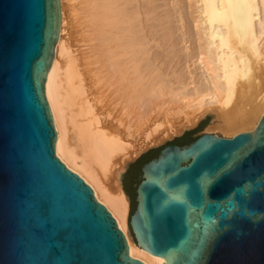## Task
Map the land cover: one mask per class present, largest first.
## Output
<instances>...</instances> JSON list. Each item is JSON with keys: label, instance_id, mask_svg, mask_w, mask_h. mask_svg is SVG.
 Masks as SVG:
<instances>
[{"label": "water", "instance_id": "95a60500", "mask_svg": "<svg viewBox=\"0 0 264 264\" xmlns=\"http://www.w3.org/2000/svg\"><path fill=\"white\" fill-rule=\"evenodd\" d=\"M61 26V0H0V264H145L57 155L46 81ZM177 140L116 175L135 244L163 264H264V115L232 139Z\"/></svg>", "mask_w": 264, "mask_h": 264}, {"label": "bare ground", "instance_id": "6f19581e", "mask_svg": "<svg viewBox=\"0 0 264 264\" xmlns=\"http://www.w3.org/2000/svg\"><path fill=\"white\" fill-rule=\"evenodd\" d=\"M71 1L81 11L78 40L73 48L64 41L61 0L46 81L56 152L116 218L130 255L163 264L131 240L116 175L159 141L157 132L176 133L208 114L217 119L211 130L229 137L256 128L264 115V0Z\"/></svg>", "mask_w": 264, "mask_h": 264}, {"label": "rangeland", "instance_id": "374dc122", "mask_svg": "<svg viewBox=\"0 0 264 264\" xmlns=\"http://www.w3.org/2000/svg\"><path fill=\"white\" fill-rule=\"evenodd\" d=\"M77 3V2H76ZM76 3H73V1L71 0H67V12H68V26H67V32H66V36L64 41H67L66 43L68 47L71 46V48H73L75 45H76V41L75 40H78V38H76L79 34V30L77 31L76 28H78V19H79V14H80V7L78 4ZM79 9V10H78ZM75 11V12H74ZM79 13V14H78ZM78 14V15H77ZM78 16V17H76ZM76 17V18H75ZM76 26V27H75ZM79 29V28H78ZM77 35V36H76ZM67 38V39H66ZM73 45V46H72ZM213 116L215 118V123L213 124H210V125H207L205 127V129L202 131V132H199L195 135H193L194 138H197V137H200L204 134H211V135H217V136H220V137H224V138H227V139H232L233 137L235 136H226L224 133L220 132V131H213L211 130V126L215 125L217 123V119H216V116L214 114H208L206 116ZM205 116V117H206ZM204 118V117H203ZM203 118H201L200 120H198L196 123H194V125H190V126H187L186 128L184 127L183 130L181 129L180 131L176 132V133H171V132H167L166 134H163L162 133L160 134V132H157L155 135L156 139H159V141H157L156 143H152L150 144L147 148H144L140 154H137V156H133V158H129L127 161H126V164H125V167L124 169L129 165V164H133L135 161H137L141 156H143L144 154H146L147 152L151 151V150H154V149H159L163 146H165L166 144L168 143H171L173 142L175 139H181L187 132L189 131H194L196 130L201 121L203 120ZM179 118L178 116H176V122H179L178 121ZM159 133V134H158ZM159 137V138H158ZM58 155V154H57ZM59 157V156H58ZM60 158V157H59ZM61 159V158H60ZM62 161V159H61ZM63 162V161H62ZM64 163V162H63ZM65 164V163H64ZM76 173V172H75ZM121 184V183H120ZM121 187L123 189V186L121 184ZM124 191V190H123ZM125 193V192H124ZM126 195V194H125ZM127 197V196H126ZM128 199V198H127ZM129 202V215H130V211H131V208H130V203L131 201L128 200ZM129 215H128V219H127V228H128V232H129V236L131 238V240L134 242V239L132 237V234H131V231H130V227H129ZM116 219V218H115ZM122 231V230H121ZM123 232V231H122ZM124 233V232H123ZM135 243V242H134Z\"/></svg>", "mask_w": 264, "mask_h": 264}, {"label": "trees", "instance_id": "16d2710c", "mask_svg": "<svg viewBox=\"0 0 264 264\" xmlns=\"http://www.w3.org/2000/svg\"><path fill=\"white\" fill-rule=\"evenodd\" d=\"M206 125H207V122L201 123V125L198 127V130L204 129L206 127ZM193 134H194V131L187 133L183 138L178 139L175 144H178L180 146H184V145H188V144L192 143L193 141H195L197 139V138L193 137ZM161 150H152L149 153L145 154L138 161V163L141 164V168L143 167L144 164H146V163L150 162L151 160H153L154 158L158 157ZM141 181H142L141 175L138 176V173H136L135 179L133 182V186L135 187V189L137 188V186L140 184ZM133 202L135 204L134 209H133V213H134V211L136 209V201L133 199Z\"/></svg>", "mask_w": 264, "mask_h": 264}]
</instances>
